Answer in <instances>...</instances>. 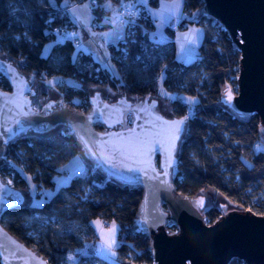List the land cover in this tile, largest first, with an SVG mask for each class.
Wrapping results in <instances>:
<instances>
[{
    "label": "trees",
    "instance_id": "16d2710c",
    "mask_svg": "<svg viewBox=\"0 0 264 264\" xmlns=\"http://www.w3.org/2000/svg\"><path fill=\"white\" fill-rule=\"evenodd\" d=\"M62 1L55 0L56 6L52 7L49 0H31L28 7L32 15L25 17L13 13V7L20 6L18 0H0V56L30 77L40 93L55 90L57 99L82 112L90 107L87 94L90 86H108L139 99L160 96L162 89L175 94L172 98L166 96L170 112L173 116L187 118L172 178L175 190L193 197L211 188L236 205L230 208L264 214V141L262 149L255 150L261 139L260 118L255 112L237 115L220 102L227 87L234 90L237 87L240 52L227 31L202 13L203 0H183L185 19L179 22V26L189 21L203 27V38L194 60L176 59L175 33L170 26L165 29L169 37L166 41L157 44L150 39L147 31L153 24L147 14L145 18L134 20L135 24L126 22L125 35L109 46L116 74H111L68 39L42 54L46 42L55 45L59 38L53 28L70 20L59 8L68 7L74 0L60 6ZM86 1L93 14L101 10L103 0ZM157 2L148 0L151 6ZM198 11H201L199 16L190 19ZM17 16L27 20L28 26L17 24ZM16 36L20 38L15 39ZM145 46L151 59L144 55ZM137 55L141 60L135 59ZM0 88H9L1 75ZM183 95L195 98L190 107ZM57 126L41 133L25 132L5 145L4 157L0 159V178L8 180L22 194L29 195L30 191V197L7 208L1 216V224L48 264H60L64 255L94 240V231L88 222L99 218L118 226L116 264L152 263L150 237L135 224L142 186L108 177L84 158L83 172L71 176L50 195L40 197L43 190L53 188V177L61 173L60 166L81 152L67 126ZM94 127L101 129L102 125ZM222 211L220 205H210L203 214L211 223ZM79 259L104 262L92 253ZM227 264L247 263L232 258Z\"/></svg>",
    "mask_w": 264,
    "mask_h": 264
},
{
    "label": "water",
    "instance_id": "95a60500",
    "mask_svg": "<svg viewBox=\"0 0 264 264\" xmlns=\"http://www.w3.org/2000/svg\"><path fill=\"white\" fill-rule=\"evenodd\" d=\"M202 13L227 31L240 52L237 87H227L220 102L240 116L257 113L264 133V0H203ZM0 65V75L9 86L7 90L0 88V159L10 141L8 132L16 131L21 124L25 131L20 134L46 132L63 124L74 134L92 167L119 182L142 186L135 224L150 237V264H227L232 258L264 264V214L226 209L219 203L222 213L207 223L203 214L205 197H189L175 190L172 178L186 116L158 111L156 97L133 100L124 92L110 101L99 90L88 96L90 107L86 112L52 98L34 108L28 96L31 82L2 56ZM180 121L184 123L177 133L175 124ZM95 124L105 129L95 128ZM0 197V219L7 208L24 201L22 192L1 178ZM167 222L176 231H167ZM0 264L48 262L0 222Z\"/></svg>",
    "mask_w": 264,
    "mask_h": 264
},
{
    "label": "crops",
    "instance_id": "0c3cea01",
    "mask_svg": "<svg viewBox=\"0 0 264 264\" xmlns=\"http://www.w3.org/2000/svg\"><path fill=\"white\" fill-rule=\"evenodd\" d=\"M122 1L123 0H103L101 3V10L97 14H93L89 6H87V8L82 7L78 10L81 15L80 19L73 20L75 22L74 24L76 29L81 25V38L83 39V42L87 48H93L89 42L91 39L95 38V40L99 42V50L101 52L99 57L95 56L94 52H91L85 46L84 48L87 49L86 51L92 56V58L95 61H98L101 65L103 64L102 61L106 60L107 58L106 54L103 52L105 49V43L106 47H108V57L110 58L109 46L111 44L117 43L118 40L115 37L104 36V38L100 39V37H95L93 35L90 36L89 30L93 31L94 29L106 28L107 26H110L112 28L111 32L116 33V35H118L121 39L125 35L127 25L125 24L122 30L117 31L113 26H111L110 16L114 10H117L118 5ZM144 4L149 11V18L153 24V28L147 31V36L154 41H166L169 37L164 29H166L167 26L169 27L172 22H178L179 24L181 20L185 19L183 0H158L155 6L149 5L148 0H145ZM200 13L201 11L196 12L192 17H190V19H196ZM66 16L72 21L67 13ZM157 24L161 25L159 29H157ZM106 31L109 33L108 29H106ZM157 32L159 35L154 37L153 34ZM174 33L176 59L181 62H190L194 60L198 54V47L203 38V27L194 22L190 23L189 21H185L181 26L178 27V29L174 31ZM50 91H53L56 94L55 90ZM53 98L57 99L58 96L55 95ZM78 157L84 162V157L81 152L69 158L60 166L59 170L61 173L53 177V188L43 190L40 194V197L43 198L44 196L50 195L54 189L66 184L71 176L80 173L75 169L76 158ZM34 201L37 202L36 200L32 199V202ZM88 223L93 228L95 238L93 241H87L81 246V248L84 249L83 253H92L104 260V262L114 264L113 262L116 260L115 245L117 243V224L109 223L103 226L100 223L99 218L90 219ZM113 225H115V232L110 231L113 228ZM113 239L115 240V245L109 248L108 244ZM101 249L105 250L104 254L98 255L97 252ZM112 249H114V252Z\"/></svg>",
    "mask_w": 264,
    "mask_h": 264
},
{
    "label": "rangeland",
    "instance_id": "374dc122",
    "mask_svg": "<svg viewBox=\"0 0 264 264\" xmlns=\"http://www.w3.org/2000/svg\"><path fill=\"white\" fill-rule=\"evenodd\" d=\"M67 3H69V0H67V2H65V0H63L61 2L60 6H63ZM87 6H88L87 1H83L81 3H77L74 5L68 6L67 9L65 10V12L72 19V21L73 20H79L81 15H80L78 10L82 7L87 8ZM110 20H111V22H110L111 26H113L117 31L122 30L123 26H125V24H126L125 22L122 23V22L118 21V8L116 11L114 10L112 12V15L110 16ZM80 26L75 31V36L77 37V40H78V43L76 45L79 47V45L83 44L87 48V46L83 42V39L81 38ZM160 26H161L160 24H157V29H159ZM106 29H108L109 33H113V32H111L112 28L110 26H107L106 28L94 29L93 31L89 30V35L90 36L93 35L95 37H100V39H102V38H104V36L107 37L105 35L108 33L106 31ZM113 37H115V36H113ZM89 42H90L91 46H93V48L92 49L87 48V49L90 50L91 52H94V55L99 57V54L101 53L99 50V44H98L99 42L97 40H95V38L91 39V41H89ZM50 44H51V42H46L43 45L42 54L47 53L45 51V48L47 45H50ZM104 48L105 49L103 50V52H104V54H106L107 58H106V60L102 61V63H103L102 65L105 66L111 72V74H116L117 73L116 68L114 67L112 60L108 57V47H106V43H105ZM80 52H82V51L80 50ZM36 89H37V86H36ZM94 90H99L101 92L103 98L106 100H114L117 97H119L120 95H122V93H120L119 91H116V90H114L108 86H90L87 89V94L90 95L92 93V91H94ZM37 91H39V89H37ZM40 91H39V93L36 92V96L32 100V103L34 104L35 108H39L47 99H50V98L55 99L53 97L56 94L53 91H48V92H45L44 94L40 93ZM160 92H161L160 96H154V97L158 98V100H159V104L157 106V109L160 112H162L163 114L171 116L172 113L170 112L166 96H169L170 98H172L175 94L170 93V92H165L163 89ZM130 98H132V97H130ZM182 98L188 103L189 107L195 101V98L190 97V96H186V95H183ZM132 99H138V98H132ZM57 127H59V126H57ZM103 127L104 126L102 125L101 129H103ZM260 138H261L260 141H258L255 145V150L262 149V147H263L262 142L264 141V133L262 131H260ZM23 195H24L25 199H28V197H30V191H29V195H27L25 192L23 193ZM196 195H203L205 197L206 203H205L204 209H206L210 205L219 206L220 205L219 203L225 204L226 208L236 207V205L226 201L221 195H219L216 191H214L211 188L203 189V190L199 191ZM39 199H40V197L37 198L38 201H39ZM28 220H30V219H28ZM83 250L84 249L79 247V248L74 249L72 252L67 253L66 255L63 256V259L61 260L60 264H110L107 262H99V261L87 262L86 259L80 260L79 256H82L85 254V253H83L84 252ZM112 251L114 252V249H112ZM113 263L116 264V260Z\"/></svg>",
    "mask_w": 264,
    "mask_h": 264
},
{
    "label": "snow or ice",
    "instance_id": "6c2138e0",
    "mask_svg": "<svg viewBox=\"0 0 264 264\" xmlns=\"http://www.w3.org/2000/svg\"><path fill=\"white\" fill-rule=\"evenodd\" d=\"M41 2H43V0H41ZM49 2L52 4V7H55V0H49ZM65 2H67V0H65ZM138 3H145V0H137ZM18 3L20 6H14L13 7V13L14 14H22L23 16L25 17H30L32 15V10L28 7V5L31 3V0H18ZM16 23L19 24L21 27H27L28 24H27V20H20L19 17L17 16L16 18ZM48 23L50 24L51 21H48ZM129 23L131 24H135V21L132 20V21H129ZM48 33L45 32V36H47ZM107 37H113L115 36V38L117 40L120 39V37L118 35H116V33H107L105 34ZM156 35H159V33H154L153 36L155 37ZM24 36L27 37V32L24 33ZM58 36H59V33H58ZM73 36V33H68V32H65L63 34V36H59V38L55 41V45H47L46 48H45V51H49L53 46H59V45H62L64 43V41L66 39H69ZM15 39H19L20 37L19 36H16L14 37ZM161 41H155V43L159 44ZM133 44L136 43L135 40L132 41ZM79 47L81 49H84V45L81 44L79 45ZM85 51L87 49H84ZM143 51H144V55L145 56H148L150 59L152 58L149 54V51H148V48L145 46L143 48ZM127 54V50L125 49V55ZM46 58V57H45ZM73 59V62H75V59H76V55H74L72 57ZM137 61L141 60V56L137 55L136 58H135ZM3 66L0 65V68H2ZM231 97H229L230 99ZM47 107H51V105H47ZM25 116L29 115L28 112H25L24 113ZM184 122L183 121H180V122H176L175 124V128H176V132L179 133L181 131V125L183 124ZM25 131V128L23 127V125L21 124V126L16 130V131H9L8 132V137H9V140H13L16 136H18L20 133L24 132ZM178 138V137H177ZM86 159H90L88 157H86ZM114 167V166H113ZM75 169L78 171V172H83L84 169H85V164L84 162L78 157L76 158V164H75ZM129 171H136L135 169H129ZM0 202H3V198L0 197ZM201 204L203 205V201H201ZM112 232H115V225H113V228L110 230ZM115 245V240L113 239L112 241L109 242L108 246L109 248H111L112 246ZM104 251L103 249L101 250H98L97 254L98 255H102L104 254ZM86 254V253H85Z\"/></svg>",
    "mask_w": 264,
    "mask_h": 264
},
{
    "label": "built area",
    "instance_id": "2783aa9c",
    "mask_svg": "<svg viewBox=\"0 0 264 264\" xmlns=\"http://www.w3.org/2000/svg\"><path fill=\"white\" fill-rule=\"evenodd\" d=\"M83 1H86V0H74L70 5L81 3ZM90 1H94V0H90ZM66 9L67 7L59 8L61 12L65 11ZM147 14H149V11L147 7L145 6V4L138 3L137 0H125L118 6V21L119 22L126 23L128 21L145 18ZM178 27H179L178 22H172L170 24V28L174 31L178 29ZM75 31H76V26L74 22L71 20L60 22L53 28V32L56 36H58V33H59V36H63L65 32L73 33V36L69 38L68 40H70L77 48L81 49L80 47L76 45L78 43V40H77V37L75 36ZM27 79L28 81L31 82V88H30V92L28 93V96L30 97L31 102H32L33 98L36 96V86L32 82V79L30 77H27ZM32 106L35 108L33 103H32ZM204 220L205 222L209 223L208 220L205 218V216H204ZM99 221L103 226L108 224L105 220L99 219ZM166 230L176 231V227L171 222H167Z\"/></svg>",
    "mask_w": 264,
    "mask_h": 264
},
{
    "label": "flooded vegetation",
    "instance_id": "af4514ba",
    "mask_svg": "<svg viewBox=\"0 0 264 264\" xmlns=\"http://www.w3.org/2000/svg\"><path fill=\"white\" fill-rule=\"evenodd\" d=\"M121 96V95H120ZM116 99H114V100H110V101H115ZM133 100H139V98L138 99H133ZM159 111V110H158ZM103 129H105V127H103ZM205 203H206V201H205Z\"/></svg>",
    "mask_w": 264,
    "mask_h": 264
}]
</instances>
